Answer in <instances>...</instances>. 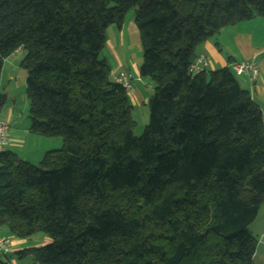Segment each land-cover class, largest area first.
<instances>
[{"label": "trees", "instance_id": "obj_1", "mask_svg": "<svg viewBox=\"0 0 264 264\" xmlns=\"http://www.w3.org/2000/svg\"><path fill=\"white\" fill-rule=\"evenodd\" d=\"M133 11L139 77L153 83L140 136L103 57ZM264 0H0L3 61L24 51L29 131L61 139L37 165L0 151V227L51 242L38 264H254L264 203V120L227 68L192 74L196 48ZM4 98L0 97V107ZM0 264H8L0 259Z\"/></svg>", "mask_w": 264, "mask_h": 264}, {"label": "crops", "instance_id": "obj_2", "mask_svg": "<svg viewBox=\"0 0 264 264\" xmlns=\"http://www.w3.org/2000/svg\"><path fill=\"white\" fill-rule=\"evenodd\" d=\"M126 15L120 27H117L115 24L107 27L105 31V46L108 44L112 57L108 53H105V46L102 50V55L109 62L112 71H126L134 77L133 88L127 94V98L136 126L139 123L138 117L142 118L143 126H145L146 120H148V116L145 114V107H147L148 100L153 94V83L148 79L139 77L138 73L141 63L139 64L137 61H134V56L130 54L122 55L120 53L119 57L114 53L115 49L123 48L126 44L139 43V35L135 24L131 23L130 28L128 29L127 26V29L124 30ZM108 31H111V39L109 40L107 38ZM198 55H202L206 59L207 66L205 67V72L216 71L222 68L230 70V66L234 63L254 60L258 67V76L252 85H250L246 74L235 76L238 78L236 81L240 88L250 94L251 99L260 109V104H264L263 18L256 17L230 27L222 28L217 34L208 38L196 48L195 58ZM16 56H19V58ZM23 57L24 51L19 48L3 61L0 74V97L4 98V105L0 107V117L9 122L10 128V145L4 150L11 151L19 159L31 163L32 160L39 162L46 152L53 151L52 146L54 144L57 146V142L51 143L52 140L50 138L32 134L28 129L29 124L23 122L21 119V111L17 108L15 69L17 67L22 69L21 62ZM17 59H19V63H17ZM25 103L24 100V106ZM263 221L264 208L259 210L256 220L248 228L256 239L261 232ZM0 232L11 240L10 252L7 254V258L14 252V248H17L18 252L25 249H19L23 246V242L25 243L24 239H17L11 236L5 227H0ZM262 261H264V244L257 243L253 262L254 264H258Z\"/></svg>", "mask_w": 264, "mask_h": 264}, {"label": "rangeland", "instance_id": "obj_3", "mask_svg": "<svg viewBox=\"0 0 264 264\" xmlns=\"http://www.w3.org/2000/svg\"><path fill=\"white\" fill-rule=\"evenodd\" d=\"M131 23L135 24L133 11H129L125 17L124 30L127 29V26L129 29L131 26ZM107 38H108V40L111 39V31H108ZM114 51H115L114 53L116 55H118L119 57H120V53L122 55H126V54L129 55L130 54V55L134 56V61H137V63L140 64L142 61V49H141V46L139 43L132 44V45L126 44L125 47L119 48L117 50L115 49ZM105 53H108L112 57V53H111V50L109 49L108 44L105 46ZM16 57L19 58V56H16ZM17 63H19V59H17ZM17 66H18V64H17ZM15 74H16V87H17V90H16L17 91L16 92L17 108L19 109V111H21L22 121L29 124V122H28V101H27V98L25 95V74H26V71L23 68L19 69V67H17L15 69ZM234 77L236 80L238 79L237 76L234 75ZM24 100L26 102L25 106L23 105ZM260 109H261V117L264 120V104H260ZM145 114L148 116V107H145ZM137 120L139 123L137 126L135 125V128L133 129V135L135 137H138L141 135L143 127H144L143 126L144 124L142 123V118L138 117ZM146 124H147V120H146ZM50 140H52L51 143L57 142V146H56V144H54V146H52L54 149L53 151H57V150L61 149L62 142H61L60 138L53 137V138H50ZM31 163L33 165L38 164V162L34 161V160H32ZM263 208H264V203L261 205L260 209L262 210ZM24 240H25V243L23 242V244H22L23 246H21V248H19V249H23V248H27V247H31V246L40 247V246L46 245V244L51 242V239L42 233H37V234H35L29 238H26ZM17 252H18L17 248H14V252L11 253L8 258L6 257L7 255H5L4 257L0 255V259H2V260L4 259L5 261H7L8 264H32L33 263V259L31 256H25V257L20 258L17 256Z\"/></svg>", "mask_w": 264, "mask_h": 264}, {"label": "built area", "instance_id": "obj_4", "mask_svg": "<svg viewBox=\"0 0 264 264\" xmlns=\"http://www.w3.org/2000/svg\"><path fill=\"white\" fill-rule=\"evenodd\" d=\"M207 66L206 59L202 55H198L189 67V72L192 74H198L205 70ZM230 71L234 75L246 74L250 85L253 84L258 76V67L254 60L244 61L240 63H234L230 66ZM110 80L119 85L126 94H129L133 88L134 77L126 71H110ZM10 145V128L9 122L0 117V151L6 149ZM257 243L264 244V221L262 223L261 232L256 239ZM10 238L3 236L0 233V255L5 256L10 252ZM38 264V263H32ZM264 264V261L258 263Z\"/></svg>", "mask_w": 264, "mask_h": 264}]
</instances>
